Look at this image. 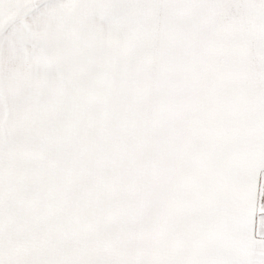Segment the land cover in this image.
Segmentation results:
<instances>
[{"label":"snow or ice","instance_id":"1","mask_svg":"<svg viewBox=\"0 0 264 264\" xmlns=\"http://www.w3.org/2000/svg\"><path fill=\"white\" fill-rule=\"evenodd\" d=\"M0 264H264V0H0Z\"/></svg>","mask_w":264,"mask_h":264}]
</instances>
